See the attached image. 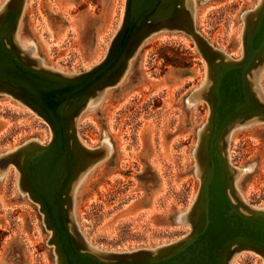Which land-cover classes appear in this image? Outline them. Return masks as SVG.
I'll return each mask as SVG.
<instances>
[{
    "label": "rangeland",
    "instance_id": "obj_1",
    "mask_svg": "<svg viewBox=\"0 0 264 264\" xmlns=\"http://www.w3.org/2000/svg\"><path fill=\"white\" fill-rule=\"evenodd\" d=\"M263 2L190 0L179 11V25L192 29V14L197 34L227 58L239 59L247 25ZM125 3L0 0V12L2 21L17 13L16 41L36 61L30 65L67 78L89 71L106 56ZM133 48L122 79L90 98L70 125L82 168L70 193V221L86 249L102 256L137 248L163 254V246L190 232L189 214L200 187L194 154L199 138L207 137L210 116L203 99L210 90L207 62L182 29L160 30ZM249 77L264 95L263 57ZM51 138L42 117L0 94V156H31ZM226 138V151L221 143L218 147L227 165L239 170L231 175L241 200L264 212V123L235 122ZM21 185L16 164L0 160V264H56L39 206ZM230 264H264V259L242 250Z\"/></svg>",
    "mask_w": 264,
    "mask_h": 264
},
{
    "label": "water",
    "instance_id": "obj_2",
    "mask_svg": "<svg viewBox=\"0 0 264 264\" xmlns=\"http://www.w3.org/2000/svg\"><path fill=\"white\" fill-rule=\"evenodd\" d=\"M189 1L126 0L122 25L106 56L89 71L67 78L30 65L36 61L22 52L16 41L17 13L2 21L0 12V94L31 108L52 132L49 144L33 155L10 153L0 160L6 165L16 164L22 175V192L39 206L56 264H230L232 255L242 250H251L264 259V212L251 209L241 200L231 175L239 170L227 165L226 153L222 155L218 147L221 143L226 151V131L235 122L264 123V95H258L249 77L264 54V2L242 37V58L235 59L227 58L195 32L192 14V29L179 25V11L187 8ZM167 29L191 34L207 62L210 81L209 96L203 98L210 111L204 128L207 137L199 138L198 132L194 154L200 187L189 214L191 229L177 242L163 246V254L137 248L102 256L105 253L86 249L87 243L70 221V193L82 170L73 161L71 133L76 129L70 125L90 98L95 99L122 79L126 73L123 66L138 42ZM91 150L104 153L100 148Z\"/></svg>",
    "mask_w": 264,
    "mask_h": 264
},
{
    "label": "bare ground",
    "instance_id": "obj_3",
    "mask_svg": "<svg viewBox=\"0 0 264 264\" xmlns=\"http://www.w3.org/2000/svg\"><path fill=\"white\" fill-rule=\"evenodd\" d=\"M19 32H20V29H19ZM19 32H18V34H19ZM18 34H17V35H18ZM263 58H264V54H263ZM229 128H230V127H229ZM229 128H228V129H229ZM228 129H227V130H228ZM73 161H75V163H74V164L78 165V164H77V159H76V156H74V159H73ZM78 163H79V162H78ZM74 164H73V166H75Z\"/></svg>",
    "mask_w": 264,
    "mask_h": 264
}]
</instances>
